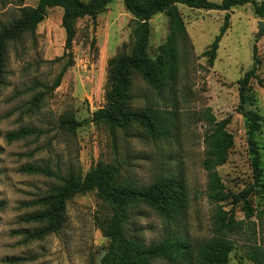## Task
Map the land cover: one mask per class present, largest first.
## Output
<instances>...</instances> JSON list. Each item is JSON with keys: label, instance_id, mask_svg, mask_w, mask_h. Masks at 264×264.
Returning a JSON list of instances; mask_svg holds the SVG:
<instances>
[{"label": "rangeland", "instance_id": "obj_1", "mask_svg": "<svg viewBox=\"0 0 264 264\" xmlns=\"http://www.w3.org/2000/svg\"><path fill=\"white\" fill-rule=\"evenodd\" d=\"M218 1V0H212ZM264 1V0H262ZM36 0H24L22 5H35ZM189 45L179 52L176 86V124L170 138L152 139L141 130L117 129L114 140L107 130L86 122L91 112L103 104L106 60L122 44L126 51L132 41L133 22L121 0H112L93 19L85 16L75 22L72 41V64L62 74L59 84L47 91L39 109L26 114L24 102L49 85L60 69V62L52 59L63 50L64 34L60 26L61 8L46 9L32 34L7 45V55L0 84V264H93L98 263L107 238L95 224L94 216H108L106 206L94 191L73 195L65 205V222L57 233L40 240L23 241L16 231L34 224L24 223L20 217L38 206L25 202L43 194L56 184L53 177L19 170L24 164L46 165L53 171L85 173L96 160L118 162L119 179L136 184L149 183L161 174L173 173L184 178L187 192L185 219L177 230L193 246L213 235V214L217 206L229 209L242 224L236 232L228 233L233 246L228 264H253L247 257L248 246L264 249V219L245 218L240 204L216 203L207 197L206 171L203 158V136L209 125L203 113L208 109L215 120H225V128L232 134L233 144L226 161L216 170L225 187L237 192L251 182L250 154L246 145V123L237 105L236 80L251 63V48L255 44L260 59L257 73L264 77V33L258 35L257 17L250 3L229 8L228 26L221 35L211 67L200 52L219 31L225 11L204 10L177 4ZM18 5L0 3V23L17 15ZM150 33L147 51L157 54V46L168 32L167 16L156 13L149 19ZM131 104L140 107L151 100V92L140 76L131 75ZM251 101L243 109L255 111L260 126L254 140L264 169V86L250 84ZM70 112L76 120H85L73 132L58 127L56 117ZM20 126H34L42 131L7 143L3 134ZM251 204L260 207L258 194L249 195ZM244 225L248 230L243 229ZM128 233L133 230L145 244L158 240L163 223L144 206L133 208L126 223ZM24 257L18 263L6 261L10 257ZM153 264H167L157 260Z\"/></svg>", "mask_w": 264, "mask_h": 264}, {"label": "trees", "instance_id": "obj_2", "mask_svg": "<svg viewBox=\"0 0 264 264\" xmlns=\"http://www.w3.org/2000/svg\"><path fill=\"white\" fill-rule=\"evenodd\" d=\"M24 0H0L2 5L12 2L18 5L17 15L5 23H0V84L6 60L7 45L17 42L24 35L32 34L37 23L45 16L46 9L61 8L60 26L63 30V50L52 61L60 62V69L49 85L41 84L42 91L33 93L23 106L26 114L39 109L44 94L54 89L60 82L63 72L72 64V41L75 35V22L78 18L95 15L112 0H36L35 5H22ZM124 9L131 15L133 27L129 50L114 53L106 60L103 104L94 109L86 122L104 127L112 140L117 129L141 130L152 139L172 137L176 124V76L179 65V52L189 45L188 36L178 12L177 4L190 8L225 11L219 31L211 42L200 52L205 57L207 67H211L221 35L228 26L229 14L233 6L250 3L254 14L264 19V1L262 0H121ZM167 16L168 32L157 46V54L148 55L149 19L156 13ZM260 59L255 44L251 48V63L237 78L236 110L246 123V145L250 154L251 182L243 189L232 192L222 182L216 167L223 164L233 144L232 134L225 128V120H215L208 109L203 113L209 125L203 136L204 151L200 162L206 171L207 197L216 203L240 204L245 218L255 216L264 219V169L254 140V132L260 126L259 115L250 109L244 110L245 102L253 99L248 92L252 81L264 86V77L258 75ZM136 73L150 90L151 97L146 104L133 107L131 104V75ZM58 127L73 132L85 120H76L72 113L62 112L56 117ZM43 130L34 126H20L6 131L4 140L9 143L29 136H38ZM3 147L0 145V154ZM19 170L26 173L42 174L53 177L56 184L43 194L25 202L26 206H38L20 217L24 223L34 224L16 231L23 241L40 240L57 233L65 222L66 202L75 194L94 191L95 196L106 206L108 216H94L95 224L107 243L97 264H153L157 260L167 264H228V253L233 241L228 233L236 232L243 225L236 220L229 209L217 206L213 214V235L210 238L191 245L184 234L177 230L178 224L185 219L187 192L184 178L173 173L161 174L146 185L119 179L118 162L96 160L89 169L80 174L78 171L60 173L46 165L24 164ZM258 194L262 203L254 207L249 195ZM1 205V204H0ZM144 206L150 209L162 221V236L148 244L135 230L128 233L126 223L133 208ZM243 229L248 230L244 225ZM246 253L253 264H264V249L248 246ZM24 257H10L6 261L18 263ZM89 264H93L90 262Z\"/></svg>", "mask_w": 264, "mask_h": 264}, {"label": "water", "instance_id": "obj_3", "mask_svg": "<svg viewBox=\"0 0 264 264\" xmlns=\"http://www.w3.org/2000/svg\"><path fill=\"white\" fill-rule=\"evenodd\" d=\"M256 25H257V31L256 33L258 35H262L264 33V19H259L256 21Z\"/></svg>", "mask_w": 264, "mask_h": 264}]
</instances>
